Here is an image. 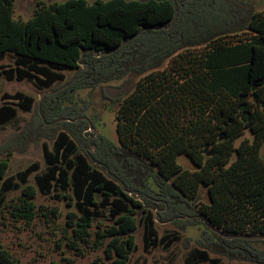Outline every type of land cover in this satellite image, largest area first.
<instances>
[{"label": "trees", "instance_id": "obj_1", "mask_svg": "<svg viewBox=\"0 0 264 264\" xmlns=\"http://www.w3.org/2000/svg\"><path fill=\"white\" fill-rule=\"evenodd\" d=\"M15 6L0 0V59L14 56L0 76L53 90L65 71L76 75L69 89L42 103L37 131L45 120L64 118L71 132H59L51 148L44 144L45 168L34 163L7 176L10 161H0V212L16 190L23 197L15 215L28 222L38 193L69 200L76 210L69 213V246L98 249L107 241L106 257L128 264L140 212L146 250L177 238H159V210L163 221L203 227L223 255L264 264V250L253 247L264 240L223 237L264 236V7L254 0L39 1L22 20ZM131 74L139 81L118 101L119 142L83 140L89 121L62 97ZM2 100L0 126L35 103L22 92ZM83 141L95 145L90 158ZM181 156L193 168H184ZM106 213L110 225L98 224ZM209 253L195 248L185 262L208 261ZM0 264L21 263L0 245Z\"/></svg>", "mask_w": 264, "mask_h": 264}, {"label": "rangeland", "instance_id": "obj_2", "mask_svg": "<svg viewBox=\"0 0 264 264\" xmlns=\"http://www.w3.org/2000/svg\"><path fill=\"white\" fill-rule=\"evenodd\" d=\"M39 1L50 5L65 0H15V17L28 20L33 16ZM88 1L92 3L95 0ZM254 1L257 9L264 7V0ZM13 66V55L8 54L0 59V67L10 69ZM65 73L66 80L55 85L53 90L40 89L34 82L28 80L10 81L6 74L0 76V106L4 103L2 100L4 93L22 92L35 99L31 111L18 108L17 117L0 126V161L4 159L10 161L7 176L15 175L34 163H38L43 170L44 144L51 148L59 132L71 133L69 127L64 125L67 122L64 118L60 121L45 120V127H41L38 131L36 128L39 125L40 115H43L42 103L45 96L58 94L71 87L76 71H65ZM138 81L139 77L131 74L123 79L95 88L73 91L72 95L66 94L62 97L63 106H71L78 110L82 117L89 121V129L82 134L83 140H89L90 143L92 137L104 136L114 143L119 142L116 131L118 101L122 96L130 93ZM77 121L73 122L77 123ZM26 132H29V136H23ZM245 137L247 135L238 140L237 144ZM80 146L89 158L95 152V145H88L86 141L81 142ZM262 153L264 155V146ZM179 162L184 168H193V164L185 156H181ZM29 183L36 187L35 174L30 177ZM203 192L204 200H207L206 192L204 190ZM22 197V190L10 192L0 212V245L21 264H113V260L106 257L107 241H104L103 246L98 249L92 243L79 244V250L69 246L71 236V229L68 227L69 213L76 211L74 206L69 205V200H57L38 193L34 199L36 217L32 222H28L15 215L16 208L21 205ZM160 213L159 210H153L156 217L155 229L159 238L173 233L177 238L168 247L157 245L146 250L145 229L141 221L143 214L140 212L137 216L138 228L135 232L136 250L131 252L128 264H186L188 253L195 248H207L210 251L211 259L198 264H258L223 255L219 248L212 245L209 237L202 236L203 227L193 224L181 227L174 221H163ZM100 223L104 226L110 225L107 213L102 220H99L98 224ZM96 231L97 226H94L93 240L96 238ZM253 247L262 251L264 243H254Z\"/></svg>", "mask_w": 264, "mask_h": 264}, {"label": "water", "instance_id": "obj_3", "mask_svg": "<svg viewBox=\"0 0 264 264\" xmlns=\"http://www.w3.org/2000/svg\"><path fill=\"white\" fill-rule=\"evenodd\" d=\"M85 68H88V66L86 65ZM42 97H43V95H42ZM42 97L40 98V101L42 100ZM223 237L226 238V239H229V240H233V239H236V238L247 239V240H250V241L264 240V236H227V235H224Z\"/></svg>", "mask_w": 264, "mask_h": 264}]
</instances>
